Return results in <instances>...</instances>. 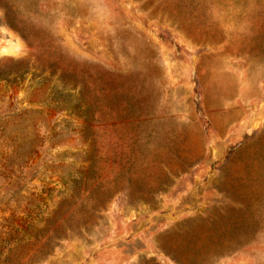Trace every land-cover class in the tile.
<instances>
[{
    "label": "rangeland",
    "instance_id": "obj_1",
    "mask_svg": "<svg viewBox=\"0 0 264 264\" xmlns=\"http://www.w3.org/2000/svg\"><path fill=\"white\" fill-rule=\"evenodd\" d=\"M18 67L0 264H264V0H0Z\"/></svg>",
    "mask_w": 264,
    "mask_h": 264
},
{
    "label": "trees",
    "instance_id": "obj_2",
    "mask_svg": "<svg viewBox=\"0 0 264 264\" xmlns=\"http://www.w3.org/2000/svg\"><path fill=\"white\" fill-rule=\"evenodd\" d=\"M12 66L16 67L15 65H12ZM19 68L22 69V72L19 70ZM24 75H25V72L23 73V68L22 67H18L16 69V71L13 72V73H5V71L1 72L0 73V78L4 79L5 81H7L9 83H12V82H17L19 79L23 78Z\"/></svg>",
    "mask_w": 264,
    "mask_h": 264
}]
</instances>
